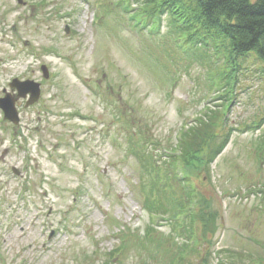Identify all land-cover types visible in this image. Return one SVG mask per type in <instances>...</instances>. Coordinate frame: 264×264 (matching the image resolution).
<instances>
[{"label": "rangeland", "instance_id": "374dc122", "mask_svg": "<svg viewBox=\"0 0 264 264\" xmlns=\"http://www.w3.org/2000/svg\"><path fill=\"white\" fill-rule=\"evenodd\" d=\"M111 1L0 0V96L15 77L39 84L31 105L16 101L17 125L0 110V264H93L117 245L119 224L142 231L144 172L130 147L152 149L159 163L171 148L178 153L180 134L219 101V89L207 85L210 76L219 77L212 58L185 56L166 16L159 27L144 26ZM259 68L251 57L224 94L230 101L225 130L233 129L209 165L210 181L204 170L191 178L213 199L221 224L208 264H218L217 256L264 264ZM219 114L224 121L226 110ZM167 221L157 227L164 234ZM174 243L162 246L176 250Z\"/></svg>", "mask_w": 264, "mask_h": 264}, {"label": "trees", "instance_id": "16d2710c", "mask_svg": "<svg viewBox=\"0 0 264 264\" xmlns=\"http://www.w3.org/2000/svg\"><path fill=\"white\" fill-rule=\"evenodd\" d=\"M111 3L126 13L132 11L130 17L146 25L159 27L162 16H166L169 32L175 33V42L182 46L185 56L197 61L205 57L214 60L219 77L210 76L207 85L211 88L218 83L221 91L217 93L216 107H207L204 117L196 118L198 124L184 129L177 144L178 153L172 150L163 155L167 158L161 156L158 163L152 149L130 147L144 172L140 204L147 222L142 231L119 224L114 232L117 245L102 253L101 260L93 264H158V261L159 264H208L209 258L217 255L213 239L221 224L213 199L201 194L197 185L191 184V178L204 170L205 178L210 181L209 165L223 151L233 129L225 130L230 101L224 94L235 86L251 57L258 62L264 77V0H112ZM99 7L102 15L109 12L107 2L101 1ZM219 109L226 110L224 121ZM258 126L259 122L246 128ZM261 139L259 144L263 146ZM178 165L183 168L181 175L176 173ZM165 218L170 228L167 234L157 228ZM176 238L181 242L174 243ZM163 242H173L176 250L165 248ZM134 244L142 250L141 256ZM132 248L136 252L128 255ZM163 253L165 261L159 259ZM216 260L218 264H232L218 256Z\"/></svg>", "mask_w": 264, "mask_h": 264}, {"label": "water", "instance_id": "95a60500", "mask_svg": "<svg viewBox=\"0 0 264 264\" xmlns=\"http://www.w3.org/2000/svg\"><path fill=\"white\" fill-rule=\"evenodd\" d=\"M42 73L47 77L45 66H41ZM11 89H15L16 93L11 94L4 90V95L0 97V109L3 112L4 119L9 120L13 124L18 123V112L15 106V102L19 97H26L29 94V98L26 101V106L32 104L38 97L39 84L32 80L20 81L17 78L12 79L9 83Z\"/></svg>", "mask_w": 264, "mask_h": 264}]
</instances>
